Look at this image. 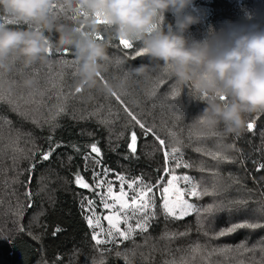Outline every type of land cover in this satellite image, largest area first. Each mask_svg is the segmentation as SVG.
<instances>
[{
  "label": "snow or ice",
  "instance_id": "6c2138e0",
  "mask_svg": "<svg viewBox=\"0 0 264 264\" xmlns=\"http://www.w3.org/2000/svg\"><path fill=\"white\" fill-rule=\"evenodd\" d=\"M55 8V6H53ZM19 25L12 19H6L0 22V26ZM31 27V25H29ZM110 46V45H109ZM118 46L124 50L134 48V44L127 41H119ZM69 49L63 50L64 55H68ZM53 54V50L49 51V57ZM144 55L142 50H136L134 54L125 51L124 56L135 60ZM67 68H74L75 71L65 73L63 70L57 74L58 81L53 83L52 88H42L39 83V73L33 74V86L27 88V99L24 98L21 84L16 81L11 71L5 75L0 72V102H6L11 110L15 111L27 122L33 124L36 128L43 130L45 127L49 130V135L45 138L48 147L45 149L43 145L37 143V138L31 131L23 132L20 129H12L9 127L7 139V147L12 151V169L15 173L10 182L5 184L21 185L24 192L21 194L18 189L13 188L8 196L10 198V206L8 211L21 219L28 209L34 206V195L31 189L33 174L36 165L43 161H49L53 154L62 147H70L73 152L80 155L83 160V168H78L73 173L72 183L78 188L85 190L78 192V204L80 214L91 233L92 248L97 254L91 261V264H107V259L111 254H115L117 258H122L124 264H135V257L139 255L147 264H151L152 253L160 251L153 242L154 238L150 234L155 222L163 216L165 220V230L159 238V241L166 242L162 251L172 254L170 244L180 238L190 234V226H186L185 231H172L168 228V224L176 221H184L189 216H195L197 230L206 238V243L194 242L184 249H177L181 255L176 258L174 255L171 259L164 261V264H264V246L248 247L247 241L235 247L232 246H211V241L220 240L221 238L231 236L240 230H264V199L261 201L260 211L262 215L259 218L239 219L230 221L226 227L220 228L218 231L212 230L210 226L216 221L219 214L227 212L230 218L247 210L249 201L245 198L226 197V193L233 187L238 186L240 190H246L245 186L239 178L232 177L231 174L227 178L223 177L220 169L222 164H230L239 162L245 165L248 157L243 159L229 155L223 149V139L215 128L207 126L203 119L199 123L204 127V131L196 134V140L218 137L214 149L207 146L193 144L191 138L185 143L182 139V131L177 130L176 123L169 126L168 121H163L157 125L155 121L149 124L144 118L143 113H137L132 107L125 102L122 96L127 95V89L123 92L113 91L110 95L104 96L107 107L99 104L93 107L91 111L79 114L70 107L73 101L78 98L84 90L76 85L68 83L70 79L77 77L79 66L74 62L62 61ZM123 70V61L118 62ZM51 70V65L46 62ZM168 69L165 68V71ZM152 71V69H149ZM131 78L130 72H125L123 79ZM101 83L107 84L108 80L103 74H99ZM4 83H8L9 89L3 92ZM166 84L164 79L158 81V85ZM155 85L153 90L148 94L149 97L156 96ZM16 93H20L19 98ZM179 93L174 92L172 97L168 99L171 106ZM120 105L117 108L111 104V99ZM122 109V112H121ZM257 116L246 122V131L255 134L256 119L264 112H256ZM71 115L74 120H86L95 117L98 123L109 129V144L112 143V135L115 126L122 121V130L116 135L117 140H126L127 154L124 155L125 160L138 159V142L141 136L147 140L149 136L153 138L154 147L153 155L159 152L163 156V164L156 169L157 173H161L154 180L146 178L144 173L131 176L127 172H118L115 169L105 166L104 153L100 147L99 141L94 140L90 144L81 146L80 144H65L62 140L55 139V132L61 126L59 121ZM9 125L11 121L4 118ZM89 136L93 135L88 133ZM239 139L240 134L236 135ZM5 133L3 126H0V154L4 152ZM21 141L24 146H21ZM120 145L117 144L112 150L115 151ZM191 147L201 157H207L214 162L212 166H208L206 160H201L199 164H195L185 158V150ZM234 151H240L236 148V144H230ZM259 153L257 159L252 160L257 173L264 170V141L262 147L256 149ZM39 157V159H37ZM73 157L68 156L69 162ZM28 161L27 168L20 167V161ZM180 169H195L204 174L198 180L189 172H180ZM90 172V178L85 177V173ZM27 173V179L21 180ZM3 170L0 169V175ZM208 177L211 179L209 180ZM47 191V185L41 183L39 192ZM250 191V190H248ZM88 193V194H85ZM264 198V191L261 192ZM205 198H209V202L203 203ZM14 200V203L12 201ZM3 197L0 196V205H2ZM49 202L54 205L55 201L49 197ZM42 214V213H41ZM45 229L44 233L34 235L33 238L41 241L42 236L46 234L47 225H39ZM19 232H25V226L20 223L17 225ZM30 233V226L27 229ZM63 229L57 225L52 232L56 236ZM142 238V243L136 241V237ZM2 238V237H0ZM264 239V237H262ZM132 243L131 248L122 247L127 242ZM149 248V252L145 253L144 248ZM259 253V256H257ZM79 255V250L73 251L69 256L68 264H72V257ZM63 260V256L58 254L52 264H58ZM43 264H48L44 260Z\"/></svg>",
  "mask_w": 264,
  "mask_h": 264
},
{
  "label": "trees",
  "instance_id": "16d2710c",
  "mask_svg": "<svg viewBox=\"0 0 264 264\" xmlns=\"http://www.w3.org/2000/svg\"><path fill=\"white\" fill-rule=\"evenodd\" d=\"M196 9L202 14V22L192 25L189 32L186 35H190L192 38L201 39L208 32L211 27L214 30L219 31L224 27L225 21L233 23H259L264 27V0H194ZM59 12V9H54ZM252 14L253 19L251 21L246 20V15ZM72 14L69 13L64 17L62 22L71 23ZM9 19V17L0 11V22ZM166 23H174V18L170 13L166 14ZM7 27H20L25 28L29 25H7ZM51 38L55 41L56 34H50ZM140 49L139 44H134V48L130 50H124L118 46V41L113 40L108 47V54L111 58L108 71L102 73L104 78L108 82H113L114 79L123 78L125 72H130L133 66L139 64H149L150 69L146 77H139L131 74V78L127 79V95L122 96L125 102L132 107L138 114L143 113L151 124L153 120L157 125H160L163 121H168L169 126L174 122L177 125V130L182 131V139L185 143L189 138L192 139L193 144H200L207 146L209 149H214L219 139L215 142L206 144L199 143L196 140V134L199 129L204 127L199 123L198 119L201 114V110L205 107V103L196 93L191 84H181L172 75L170 70L165 71V67L162 62L159 64H150L147 56L143 55L135 60L124 56V52L127 51L130 54H134L136 50ZM62 61L74 62V55L71 49H69L68 55H64L63 51L53 49V54L49 57L48 62L51 65V70L46 63H36L27 68H23L19 65L11 71L13 78L21 84L24 89L23 95L27 99V88L22 86V81L25 78H33V74L39 73V83L42 88H52L53 83L58 81L57 74L62 70L65 73L75 71L74 68L69 69L67 65ZM123 61V70L118 63ZM4 73V72H3ZM7 75L8 73H4ZM99 79V78H98ZM164 79L166 84L163 86L158 85V81ZM100 80V79H99ZM77 77L70 79L68 83L73 86L76 85ZM154 85L156 96L149 97V93L153 90ZM9 89L8 83H4L3 92H7ZM174 92L179 93L175 102L169 106V99ZM19 98L20 93H16ZM104 92L100 90H84L81 94H78L76 99L79 104L87 107L76 110L71 106V110H75L78 114L88 112L93 109L94 106L99 104H107L104 99L106 96ZM111 104L117 108L120 105L115 98H110ZM102 102V103H101ZM107 107V105H105ZM122 112V109H121ZM257 116V113L250 114L246 117V122ZM7 118L11 121V125L4 119ZM60 127L55 132V139L62 140L65 144H90L94 140L99 141L100 147L104 153V164L107 167L115 169L118 172H127L131 176L144 173L146 178L155 179L158 175L156 169L160 168L163 164V156L161 153L157 154V159L146 154V144L153 138L149 136L145 140L142 136L138 142V159L125 160L123 157L127 154L126 140L112 139L111 145L109 141L105 139L108 128L98 123L95 117L86 120H74L71 115L63 117L60 121ZM122 121L115 126L116 130H122ZM255 134L248 133L246 131V125L244 131L237 139L235 134H229L227 136L222 135L223 125H219L215 130L220 133V137L223 139V144H236V148L240 151L229 150L227 153L236 157L238 160L243 159L240 153L244 154V157H248L246 164L230 163L220 165L221 173L223 177L227 178L229 174L232 177L239 178L246 190H240L238 186H233L225 195L227 198H245L248 199L249 205L246 211L237 213L231 218L227 212L219 214L218 218L210 226L212 230L218 231L220 228L226 227L230 221L239 219H256L259 218L262 213L259 212L261 208V192L264 191V170L257 173L252 160L257 159L259 153L256 149L262 147V141H264V113L259 115L256 119ZM0 126H3L5 139H4V152L0 154V169L3 170V174L0 175V196L3 197L2 205H0V264H43V261H48V264L56 259L58 254L63 256V260L58 264H68L69 256H72L74 250H79V255L72 257V264H91L94 257L97 254L92 248L91 233L87 228L81 214L78 204V196L76 193L84 192L85 190L78 189L74 183H72L73 173L78 168H83V160L80 155L73 152L70 147H62L57 149L49 161H43L36 165V169L33 174L31 183V189L33 193H39L34 195V206L28 209L21 219L14 215L13 212L8 211L10 206V198L8 193L13 188L18 189L21 194L24 192V188L21 185L5 184V181L10 182L15 173L12 169V151L7 147L8 145V131L9 127L12 129H20L23 132L31 131L37 138V143L44 146L46 149L48 145L45 143V138L49 135V130L45 127L43 130L36 128L30 122L24 120L15 111L11 110L10 106L6 102H0ZM107 128V130H106ZM88 133L93 135L89 136ZM196 142V143H195ZM119 144L120 147L115 151L112 149ZM21 146H24V142L21 141ZM145 146V147H144ZM71 155L73 159L71 162L68 160V156ZM185 158L191 160L195 164H199L201 160H206L208 166L214 164L207 157H201L199 153L192 150L191 147L185 150ZM39 159V157H37ZM21 168L28 167V161H20ZM180 172H189L191 175L200 179L202 173L192 169H180ZM90 172L85 173L86 178H90ZM27 179V173L21 180ZM210 180L211 178L208 177ZM47 185V191L40 193L39 189L41 183ZM250 190V191H248ZM88 194V193H85ZM49 197L55 201L54 205L49 202ZM203 203L209 202V198H205ZM14 203V200L12 201ZM42 213V214H41ZM22 223L26 231L19 232L17 225ZM47 225L46 234L42 236L41 241H37L33 238L34 235H40L45 232L43 227L39 225ZM59 225L63 231L59 232L56 236L52 235V232ZM30 226V233L27 230ZM186 226H190V234L186 237L173 241L169 246L172 249V254L162 251L166 242L159 241L160 236L165 230V220L163 216L155 222L153 228L150 230L151 236L154 238L153 242L156 244L160 251L152 253L151 264H164V261L171 259L174 255L179 258L181 253L176 251L179 249L187 248L194 242L206 243V238L201 232L197 230L195 216H189L184 221H176L168 224V228L172 231H185ZM264 230H240L238 233L228 237L221 238L220 240L211 241V246H232L235 247L241 243V241H247L248 247L264 246ZM138 243H142L140 236L136 237ZM122 247L131 248L132 243L129 241ZM145 253L149 252V248H144ZM259 256V253H257ZM107 264H124L122 258H117L115 254H111L107 259ZM135 264H147L139 255L135 257Z\"/></svg>",
  "mask_w": 264,
  "mask_h": 264
},
{
  "label": "clouds",
  "instance_id": "9594fccd",
  "mask_svg": "<svg viewBox=\"0 0 264 264\" xmlns=\"http://www.w3.org/2000/svg\"><path fill=\"white\" fill-rule=\"evenodd\" d=\"M0 11L17 24L31 25L0 26V72L43 64L50 50L71 49L79 66L77 87L107 95L123 92L127 79L105 85L98 78L111 63L110 43L127 41L139 44L150 64L162 62L179 83L191 84L205 103L199 118L210 128L223 125L222 135L241 134L248 115L264 112V27L259 23L225 21L219 31L210 27L203 38H192L186 33L202 22L194 0H0ZM69 13L72 22H62ZM168 13L174 23L165 22ZM252 19L248 13L246 20ZM149 69L139 64L130 73L146 77ZM22 86L31 88L32 78L23 79ZM223 149L231 150L230 144Z\"/></svg>",
  "mask_w": 264,
  "mask_h": 264
},
{
  "label": "rangeland",
  "instance_id": "374dc122",
  "mask_svg": "<svg viewBox=\"0 0 264 264\" xmlns=\"http://www.w3.org/2000/svg\"><path fill=\"white\" fill-rule=\"evenodd\" d=\"M102 103V102H101ZM104 105H107V104H105V103H103ZM76 106L75 107V109L76 110H80V109H83V108H85V107H87V106H85V105H82V104H79V102L77 101V100H75V101H73L72 102V104H71V106ZM88 108V107H87ZM198 116H200V114L198 113L197 114ZM196 120H200V118H198V119H196ZM106 130H107V128H106ZM205 129H199V132H202V131H204ZM121 130H116V129H114V134L112 135V139L113 138H116V135L120 132ZM106 141L108 142L109 141V129L107 130V133H106ZM217 140V137H211V138H207V139H201V140H199V143H206V144H209V143H212V142H215ZM196 143V142H195ZM145 147V146H144ZM153 147H154V145H153V143H152V140H150V141H148L147 142V144H146V154H148V155H151V157H155L156 159H157V154L159 153V152H157V153H155V155H153L152 153H153ZM159 165H162L161 163L159 164ZM19 191H21V189L19 190ZM259 212H260V210H259ZM261 213V212H260ZM197 226V225H196Z\"/></svg>",
  "mask_w": 264,
  "mask_h": 264
}]
</instances>
